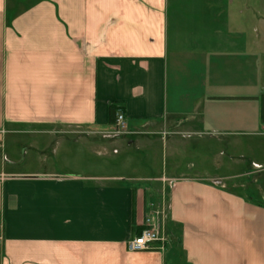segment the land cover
<instances>
[{"label": "crops", "instance_id": "0c3cea01", "mask_svg": "<svg viewBox=\"0 0 264 264\" xmlns=\"http://www.w3.org/2000/svg\"><path fill=\"white\" fill-rule=\"evenodd\" d=\"M253 5L0 0V264H264V199L177 157L183 140L246 153L264 134ZM110 104L123 135L103 134ZM89 129L140 158L69 168ZM147 216L160 249L128 251Z\"/></svg>", "mask_w": 264, "mask_h": 264}, {"label": "rangeland", "instance_id": "374dc122", "mask_svg": "<svg viewBox=\"0 0 264 264\" xmlns=\"http://www.w3.org/2000/svg\"><path fill=\"white\" fill-rule=\"evenodd\" d=\"M250 11H252L251 14L253 13V17L258 22L259 35L264 39V0H258V5H253ZM260 44L258 51L262 53L263 64L262 67L258 64L257 71L258 74H264V41L260 42ZM93 131L95 130L89 129V135H83L80 138V142L84 146H82L81 155H79L78 150L72 149L70 154L72 164L67 165L69 168L84 169L85 166L87 167L86 164L79 162V158L83 160L86 158L88 163L93 166L102 164L103 162L112 165L113 161L120 160V157L123 154L125 156L127 153L134 158H140L138 156L141 151L140 149L130 148V151L127 153H124L121 149L118 154L112 153L111 147H107L105 150L100 149L101 144L97 142L99 136H90ZM103 134L108 135L109 131L103 132ZM247 138L248 148L246 153H244L243 149L242 153H240L239 149L230 150L226 142L222 140L214 141L211 137L207 136L201 139L197 144L198 146L194 147L188 141L183 140L179 143L178 164L183 169L191 168L196 170L200 173L199 177L210 179L209 181L218 178L223 181L224 177L232 175L231 180H227L226 182L246 183L247 194L249 196H252L254 199H264V190H260L264 189V134L252 132ZM99 140L101 139L99 138ZM170 160L172 158L170 159L167 156V160L164 161L167 168H170ZM158 166L160 167V165ZM158 166L155 165L151 169L156 170ZM106 168L109 169V167ZM245 171L246 174L243 173ZM241 172L243 174H240Z\"/></svg>", "mask_w": 264, "mask_h": 264}, {"label": "built area", "instance_id": "2783aa9c", "mask_svg": "<svg viewBox=\"0 0 264 264\" xmlns=\"http://www.w3.org/2000/svg\"><path fill=\"white\" fill-rule=\"evenodd\" d=\"M113 128L108 136H120L126 133V122L122 110L119 108L114 115ZM164 238L161 234L159 224L153 221L152 216H147L144 228L138 235L126 242V248L130 252L150 251L160 249ZM3 242L2 222L0 220V246ZM159 244V245H156Z\"/></svg>", "mask_w": 264, "mask_h": 264}, {"label": "trees", "instance_id": "16d2710c", "mask_svg": "<svg viewBox=\"0 0 264 264\" xmlns=\"http://www.w3.org/2000/svg\"><path fill=\"white\" fill-rule=\"evenodd\" d=\"M120 107L115 105V104H110L109 105V112H108V121L110 124H113L114 122V115L117 109H119Z\"/></svg>", "mask_w": 264, "mask_h": 264}]
</instances>
